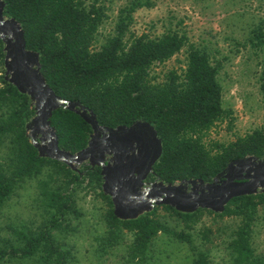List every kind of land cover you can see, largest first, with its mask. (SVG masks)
I'll return each mask as SVG.
<instances>
[{
  "label": "trees",
  "instance_id": "1",
  "mask_svg": "<svg viewBox=\"0 0 264 264\" xmlns=\"http://www.w3.org/2000/svg\"><path fill=\"white\" fill-rule=\"evenodd\" d=\"M4 15L21 25L26 48L39 53L41 73L59 96L80 101L91 109L99 124L114 127L130 124L137 118L150 122L162 142V153L153 165L149 178L165 183L185 178L210 181L226 164L236 158L254 155L264 159V127L254 128L234 140H207L217 122L229 118L230 110L222 105V87L217 74L218 61L209 53L188 42L184 34L167 31L155 37L135 35L129 30L133 13L150 7V0H130L118 10L113 33L102 36L99 29L107 19L103 0H4ZM252 46L264 42L260 27L249 37ZM185 49L184 68L154 72L174 54ZM0 58H4L0 40ZM259 90L264 108V75ZM26 94L0 76V210L22 183L42 175L40 200L45 223L37 231L17 228L14 238L0 239V264L13 256L33 258L40 264H67L69 254L55 243L52 229L59 227L73 208L72 192L84 178L100 189L99 168L85 167L86 172L71 170L66 164L39 157L26 137L24 125L33 115ZM50 123L55 128L60 148L76 152L86 145L90 126L76 113L58 108ZM60 181V183L58 182ZM71 189V191H70ZM68 190L70 192H68ZM107 200V222L133 234L131 258L143 261L146 250L159 233L186 242L195 251L191 234L170 228L158 214L162 209L192 228L206 211L215 216H238L241 223L228 242L234 264H264L251 243L252 225L258 209L264 224V194L257 192L232 198L221 213L198 209L192 213L176 211L169 205L155 206L135 219L120 220L112 213ZM116 229H119L115 226ZM193 264H208L205 252H195Z\"/></svg>",
  "mask_w": 264,
  "mask_h": 264
},
{
  "label": "rangeland",
  "instance_id": "2",
  "mask_svg": "<svg viewBox=\"0 0 264 264\" xmlns=\"http://www.w3.org/2000/svg\"><path fill=\"white\" fill-rule=\"evenodd\" d=\"M130 0H103L107 19L99 29L102 36L113 33L118 10ZM150 7L138 8L129 26L132 34L158 36L167 31L184 34L189 43L205 49L212 62L220 65L217 74L222 87V105L230 110L229 118L217 122L207 140L229 142L254 128L264 127V108L259 84L264 75V42L252 46L249 37L260 27L264 34V0H150ZM3 49V42H2ZM184 48L169 60L154 66L161 75L168 69L184 68ZM4 58H0V76H4ZM42 175L25 180L0 210V239L14 238L13 231L27 228L37 231L45 223L41 204ZM82 170L81 166H79ZM81 176V175H80ZM148 180H152L148 176ZM60 183V181L58 180ZM74 187L73 208L59 227L52 229L55 243L69 254L67 264H193L195 252H205L208 264H234L228 242L241 223L238 216L218 217L203 211L192 228L162 209L158 214L170 228L191 234L196 250L186 242L159 233L150 242L143 261L130 256L132 232L107 222L109 205L100 195L96 183L87 178ZM71 191V189H70ZM68 190V192H70ZM259 207L252 225L251 243L255 253L264 259V224ZM3 264H40L33 258L11 257Z\"/></svg>",
  "mask_w": 264,
  "mask_h": 264
},
{
  "label": "water",
  "instance_id": "3",
  "mask_svg": "<svg viewBox=\"0 0 264 264\" xmlns=\"http://www.w3.org/2000/svg\"><path fill=\"white\" fill-rule=\"evenodd\" d=\"M4 8L5 2L0 0L4 79L28 96L34 111L24 125L26 137L39 157L62 162L73 171L79 172L81 164L99 167L101 190L110 197L116 218L135 219L158 205H169L183 213L198 209L221 213L234 197L264 194V159L254 155L229 161L210 181L148 180L162 153V142L154 126L143 118L128 125L104 126L80 101L57 95L41 73L39 53L26 48L21 25L5 16ZM58 108L76 113L90 126L86 145L76 152L58 145L55 128L50 123L53 111Z\"/></svg>",
  "mask_w": 264,
  "mask_h": 264
},
{
  "label": "flooded vegetation",
  "instance_id": "4",
  "mask_svg": "<svg viewBox=\"0 0 264 264\" xmlns=\"http://www.w3.org/2000/svg\"><path fill=\"white\" fill-rule=\"evenodd\" d=\"M80 166H81V168H82V170H80V168H78V170H79L78 173H80V175H82L83 173L86 172L85 167L91 168L90 166H88V165H86V164H81ZM78 167H79V166H78ZM92 168H96V167H92ZM97 168H99V167H97ZM75 172H76V171H75ZM99 174H100V168H99ZM100 176H101V175H100ZM101 183H102V178H101Z\"/></svg>",
  "mask_w": 264,
  "mask_h": 264
}]
</instances>
